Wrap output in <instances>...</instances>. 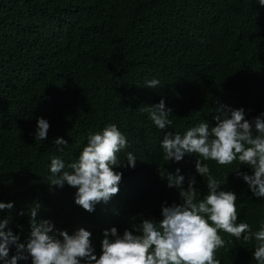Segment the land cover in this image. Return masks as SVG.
Wrapping results in <instances>:
<instances>
[{
  "label": "trees",
  "instance_id": "trees-1",
  "mask_svg": "<svg viewBox=\"0 0 264 264\" xmlns=\"http://www.w3.org/2000/svg\"><path fill=\"white\" fill-rule=\"evenodd\" d=\"M152 79L157 87H146ZM161 99L173 109L165 130L143 111ZM221 105L243 108L249 120L264 113V6L257 0H0V202H14L0 218L23 243L28 211L39 203L37 219L69 234L83 227L99 255L106 229L122 235L141 216L158 221L162 205L181 203L180 189L168 187L158 169L165 177L180 169L185 187L195 176L198 198L207 195V177L195 172L200 157L165 161L160 145L165 132L213 126ZM38 118L50 124L44 141L34 139ZM111 124L128 141L119 161L131 152L137 163L115 169L123 173L119 193L89 213L75 204L76 188L49 186L50 158L71 171L67 164L89 133ZM57 137L68 141L63 152ZM204 163L236 194L238 223L264 226V198L252 197L235 175L239 163ZM240 171L252 174L247 165ZM219 234L226 241L216 251L220 264H256L255 240Z\"/></svg>",
  "mask_w": 264,
  "mask_h": 264
},
{
  "label": "clouds",
  "instance_id": "clouds-1",
  "mask_svg": "<svg viewBox=\"0 0 264 264\" xmlns=\"http://www.w3.org/2000/svg\"><path fill=\"white\" fill-rule=\"evenodd\" d=\"M257 2L264 6V0ZM158 84L157 79H152L146 82V87L156 88ZM143 111L159 130L172 125L169 116L173 109L166 107L163 99ZM215 112L213 126L203 121L183 135L165 132L160 145L165 161L180 162L186 154L200 157L195 160V172L202 178L207 177L208 193L203 199L198 198L195 176L187 180L185 187L180 169H176L175 176L168 173L167 177L158 169L161 177L167 179L168 187L180 189L181 203L162 205L158 221L141 216L140 222L134 223L131 230L125 229L122 235L115 227L106 229L99 255L91 232L81 227L69 234L56 229L48 219H37L41 206L36 203L28 211L30 236L23 243L9 228V219L0 218V261L3 264L29 259L31 264H220L216 251L226 245L219 234L222 231L236 241L255 240L252 260L264 264V226L253 231L248 223H238L236 194L225 190L226 186L222 187L204 163L209 160L219 165L238 162L240 167L235 175L248 185L252 197L264 198V113L249 120L243 108L221 105ZM49 128L46 119L38 118L34 139L46 140ZM54 143L60 152L68 146V141L59 137ZM127 146L126 136L115 124L89 133L78 159L67 164L71 171H65V162L60 157L50 158L49 186L63 188L67 184L76 188L75 204L93 212L96 204L107 203L119 193L123 173L115 169L136 167L137 158L131 152L126 154L124 162L118 159L117 154ZM243 165L252 170L251 175L240 171ZM13 208L14 202H0V211L10 213ZM13 245L15 254L10 256Z\"/></svg>",
  "mask_w": 264,
  "mask_h": 264
}]
</instances>
